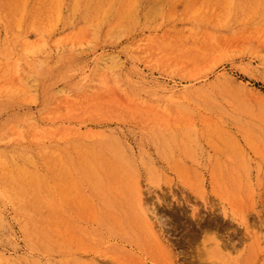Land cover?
<instances>
[{
	"label": "rangeland",
	"instance_id": "rangeland-1",
	"mask_svg": "<svg viewBox=\"0 0 264 264\" xmlns=\"http://www.w3.org/2000/svg\"><path fill=\"white\" fill-rule=\"evenodd\" d=\"M2 1L0 264H264V0Z\"/></svg>",
	"mask_w": 264,
	"mask_h": 264
},
{
	"label": "bare ground",
	"instance_id": "bare-ground-1",
	"mask_svg": "<svg viewBox=\"0 0 264 264\" xmlns=\"http://www.w3.org/2000/svg\"><path fill=\"white\" fill-rule=\"evenodd\" d=\"M2 1V0H1ZM8 1V0H6ZM3 3V1H2ZM6 4V3H5ZM1 7V6H0ZM2 9V8H1ZM5 9V8H4ZM7 10V9H6ZM5 11V10H4ZM8 12H9V9H8ZM11 12V11H10ZM13 12V11H12ZM0 13H1V10H0ZM14 14V13H13ZM12 16V15H11ZM5 18V17H4ZM12 18V17H11ZM31 18V17H30ZM7 19V18H6ZM2 21V20H1ZM28 21V20H27ZM26 21V22H27ZM6 22V21H5ZM11 22V21H10ZM262 113L264 114V105H262ZM245 158V157H244ZM143 194L142 192L140 191V188L137 187L135 190H134V197H135V201L138 203V204H141L139 206H142L143 205ZM156 214L154 211H149L147 213H145V215L143 216V223H144V226L146 228V230L155 238L157 244L159 247H162L161 244L162 242L159 240L160 239V236H161V229H157V226H156ZM158 234H160V236H158ZM158 236V238H157ZM165 245V244H164ZM167 250V249H165ZM162 251V250H161ZM164 253V252H163Z\"/></svg>",
	"mask_w": 264,
	"mask_h": 264
}]
</instances>
